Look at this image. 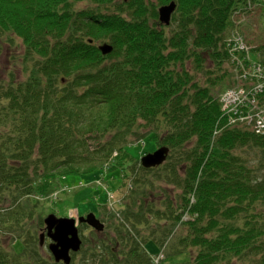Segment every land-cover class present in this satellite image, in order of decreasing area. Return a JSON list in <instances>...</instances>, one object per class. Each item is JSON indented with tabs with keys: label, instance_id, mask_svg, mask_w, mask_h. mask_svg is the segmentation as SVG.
Masks as SVG:
<instances>
[{
	"label": "trees",
	"instance_id": "1",
	"mask_svg": "<svg viewBox=\"0 0 264 264\" xmlns=\"http://www.w3.org/2000/svg\"><path fill=\"white\" fill-rule=\"evenodd\" d=\"M170 1L0 0V33L21 39L27 72L1 87L0 189L32 214L31 200L63 186L70 174L103 180V171L115 170L123 185L135 164L126 149L130 136L151 127L150 136L169 155L157 167L138 165L146 178H133L134 190L140 182L149 191L164 180L181 193L148 197L140 212L128 202L126 217L138 223L132 226L105 207L117 220L118 238L100 244L88 238L80 253L87 261L100 255L95 264H154L146 250L151 240L168 248L166 257L159 250L161 262L187 255L165 264H264V130L253 128L255 118L228 127L222 95L214 93L224 76H210L206 67L211 61L220 70L228 61L230 18L246 0H174L171 22L163 25L158 7ZM103 43L112 49L103 53ZM236 68L226 88L248 85ZM163 168L165 176L153 173ZM177 225L181 232L174 235ZM146 231L151 238L144 239Z\"/></svg>",
	"mask_w": 264,
	"mask_h": 264
},
{
	"label": "rangeland",
	"instance_id": "2",
	"mask_svg": "<svg viewBox=\"0 0 264 264\" xmlns=\"http://www.w3.org/2000/svg\"><path fill=\"white\" fill-rule=\"evenodd\" d=\"M254 1L256 3L255 6L253 5V7L248 8L243 12L234 14L235 23L230 22V26L227 31L229 33L231 30H235L243 35L245 43L251 49L250 56L253 60H262L264 57V55H262L264 49V0H253V2ZM22 53V41L16 34L10 31L0 33V95H3L4 93V89L1 87H5L6 84L11 81L18 82L24 80L27 76L24 61L22 59ZM241 55L242 54L233 56L230 55L228 61L222 64L220 70L213 67V63L211 61L207 62L206 67H210V69L213 70V73H211L210 76L219 74L224 76L222 86H220L219 83L214 85L215 95H218L223 89L231 84L232 78L231 74L228 72L233 65L237 67L236 72L238 73H246L249 70V66L244 63L238 65L241 59H243L240 57ZM232 57L234 58V61H232ZM196 76L199 77L200 80L204 81V77L200 76V73H197ZM237 107L241 110V106ZM151 129V127L137 128L138 133L130 136V144L126 145V149L130 155L137 160L131 159V163L135 162V164L130 171H127L126 180L123 185H120V172L115 170H106L107 172L103 171L101 174V176H103V180L99 179V175H96L95 173L85 175L70 174L61 179L64 187L59 186L55 191H52L45 196L38 195L35 197V201L34 199L31 200V207H33L32 214H28L27 209L22 208V204L19 203L22 199L16 202V200L10 195V192L0 189V264H9V262H11V264H16L18 260H22L23 262L27 261L29 262L28 264L63 263L61 261L57 262L54 260V257L48 247L50 238L46 233L44 218L49 213H54L57 216L75 217L76 221L80 215H86L89 212H93L95 214L97 213L96 216L99 217L105 224L103 230L98 231L91 228L88 224L79 222H77V226L80 228L83 240L88 238L92 240L97 239L98 244H100L103 239L118 238L117 230L112 226L114 225L113 221L117 220L111 217V213L113 212H108L107 210L117 211V215L120 217L118 218V221H125L129 224V226H132L131 223H133V225H137L138 223L133 217L127 218L126 214L129 212L133 204L132 209L140 212L141 209L146 210V200L148 197L149 200L154 199L155 201L159 199L160 195H162V198L167 197L165 195H168L169 197L176 196L178 198V195L181 193V189L173 184H168L164 180H155V184L149 191L146 190V184L142 182H140L139 185H137V189L134 190L136 188V183L132 181L134 180L133 178H136V180L146 178V171H143L138 167V165H140L141 156L146 152L153 151L157 148V146L161 145H157V141L150 136V134H153ZM162 132L163 131H159L158 133L161 134ZM108 136L109 135L106 137ZM106 137L102 138L103 141ZM189 146L190 144L185 147ZM246 153L249 154L251 159L255 156V153L251 150L246 151ZM115 154L116 152H114V155ZM179 154L180 152L175 150L172 154L173 158L178 160ZM256 162L257 161H253V163ZM165 166L166 165L163 167ZM141 167L143 166L141 165ZM181 167L182 166L179 163L176 170L177 176L181 175ZM138 170L140 171L138 172ZM165 170V168L154 170L153 173H160L165 176ZM147 174L152 177V173L149 172ZM132 193L136 194L130 199L129 195ZM132 200H134L133 204L128 206V202ZM103 201H105V205L99 206L100 202ZM105 207L107 210H105ZM7 217L12 218L7 219ZM135 217L139 218L136 215ZM41 218L42 224H40ZM151 220V224H154L155 220ZM163 222L164 221L162 220L161 224ZM42 232L45 233L46 237L40 245V243H38L39 235ZM148 232L149 231H146L144 239H146V236L151 238ZM180 232L181 228L178 225L174 227V235H177ZM33 241H35V247L32 246ZM114 244L116 245L115 241L111 244V246L113 247ZM146 250L151 253L154 264H165L169 260H182L183 257L187 256L178 255V258H166L161 262V254H158L160 253L159 250H162L166 257L168 248L166 246L159 248L158 245L151 240L146 244ZM4 252L7 255L5 257V262ZM26 253H31L32 257L36 259H31V261H29ZM71 253L73 254V252ZM191 253L194 255L195 249H193ZM90 257L87 261L86 257L83 256V252H79L76 256V263L95 264L100 260V255L96 257L95 261L92 260L94 256ZM244 263V260L234 259L232 261V264Z\"/></svg>",
	"mask_w": 264,
	"mask_h": 264
},
{
	"label": "water",
	"instance_id": "3",
	"mask_svg": "<svg viewBox=\"0 0 264 264\" xmlns=\"http://www.w3.org/2000/svg\"><path fill=\"white\" fill-rule=\"evenodd\" d=\"M176 9V2L171 0L167 4L158 7V18L160 23L169 24L171 16ZM103 53H107L112 49V46L103 43L99 46ZM170 148L167 145H161L154 151L146 152L140 158V163L145 168L156 167L161 165L167 158ZM46 225V233L50 238L48 247L55 261H61L64 264H70L71 252H76L80 249L82 239L79 235L77 222H85L94 229L101 231L104 229L102 222L96 214L89 212L86 215H80L77 218L70 216H57L54 213H49L44 218ZM45 233H40L39 243H43Z\"/></svg>",
	"mask_w": 264,
	"mask_h": 264
},
{
	"label": "built area",
	"instance_id": "4",
	"mask_svg": "<svg viewBox=\"0 0 264 264\" xmlns=\"http://www.w3.org/2000/svg\"><path fill=\"white\" fill-rule=\"evenodd\" d=\"M231 55H235L236 51L247 50L248 47L243 39L232 34L227 40ZM234 61V58H231ZM243 63V59L239 65ZM247 82V86H240L237 89L226 90L222 97V109L227 114V125H240L241 122L248 123L255 118L253 128L256 131L264 130V69L258 62H252L249 70L242 74L240 83ZM262 97V101L260 98ZM237 106H241V110ZM233 112V113H231Z\"/></svg>",
	"mask_w": 264,
	"mask_h": 264
},
{
	"label": "flooded vegetation",
	"instance_id": "5",
	"mask_svg": "<svg viewBox=\"0 0 264 264\" xmlns=\"http://www.w3.org/2000/svg\"><path fill=\"white\" fill-rule=\"evenodd\" d=\"M96 215H97V213H96ZM97 217V216H96ZM99 218V217H98ZM100 219V218H99ZM101 220V219H100ZM102 221V220H101ZM79 223H85V222H79ZM85 224H87V223H85ZM89 225V224H88ZM90 226V225H89ZM91 228H93L92 226H90ZM78 231H79V235H80V237H81V233H80V228L78 227ZM46 237V236H45ZM44 237V238H45ZM49 239V238H48ZM81 239H82V237H81ZM49 241H50V239H49ZM82 241H83V239H82ZM83 243V242H82ZM79 250L78 251H76V252H73V253H75V254H72V258H71V261H70V264H72V262H76L75 260H76V256L79 254ZM74 255H75V257H74ZM77 264V263H76Z\"/></svg>",
	"mask_w": 264,
	"mask_h": 264
},
{
	"label": "bare ground",
	"instance_id": "6",
	"mask_svg": "<svg viewBox=\"0 0 264 264\" xmlns=\"http://www.w3.org/2000/svg\"><path fill=\"white\" fill-rule=\"evenodd\" d=\"M256 4H254V6H255ZM253 7V6H252ZM234 12H235V10L232 12V15L234 14Z\"/></svg>",
	"mask_w": 264,
	"mask_h": 264
}]
</instances>
